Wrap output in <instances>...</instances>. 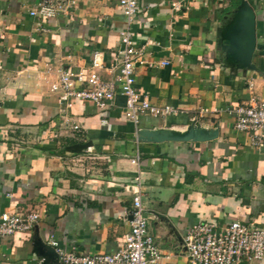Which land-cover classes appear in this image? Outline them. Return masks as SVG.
I'll list each match as a JSON object with an SVG mask.
<instances>
[{
  "label": "crops",
  "instance_id": "crops-1",
  "mask_svg": "<svg viewBox=\"0 0 264 264\" xmlns=\"http://www.w3.org/2000/svg\"><path fill=\"white\" fill-rule=\"evenodd\" d=\"M40 1L0 0V214L39 218L29 233L0 240V264H60L52 240L65 252H115L137 190L148 231L168 256L160 264H191L183 238L200 222L264 230V144L251 147L228 113L264 102V0H137L129 29L144 64L134 88L173 113L139 116L136 126L118 94L101 111L51 92L59 71L88 74L95 52L99 78H115L127 28L118 0L30 17ZM139 130L155 138L139 141Z\"/></svg>",
  "mask_w": 264,
  "mask_h": 264
},
{
  "label": "built area",
  "instance_id": "built-area-1",
  "mask_svg": "<svg viewBox=\"0 0 264 264\" xmlns=\"http://www.w3.org/2000/svg\"><path fill=\"white\" fill-rule=\"evenodd\" d=\"M80 0H42L36 4L29 16L49 19L59 13L75 8ZM229 3L231 0H221ZM118 8L123 15L127 28L120 33L119 65L117 75L112 81H103L95 70L102 68L101 56L95 52L91 56L88 74L79 72L58 73V79L51 85V92L60 95L59 101L71 100L92 103L104 111L112 103L115 95L124 98V118L136 126L142 115L160 117L173 113L165 107L152 105L135 88V67L143 65L142 52L135 48L130 24L138 10L137 0H118ZM173 10L179 11L178 4ZM234 118V128L246 133L249 144L259 148L264 144V102L251 100L228 110ZM138 154L134 162H138ZM130 230L124 236L119 248L111 254L84 255L74 251L65 252L58 248L55 241L50 242L60 264H160L168 256L155 245L148 231V219L141 202V192L133 195L130 210ZM38 215L35 212L0 214V240L15 234H27L33 230ZM185 254L191 264H241L260 261L264 258V230L253 225L232 222L219 226L214 222H200L191 227L183 238Z\"/></svg>",
  "mask_w": 264,
  "mask_h": 264
},
{
  "label": "water",
  "instance_id": "water-1",
  "mask_svg": "<svg viewBox=\"0 0 264 264\" xmlns=\"http://www.w3.org/2000/svg\"><path fill=\"white\" fill-rule=\"evenodd\" d=\"M246 10L244 11L245 15V32H246V37L244 38V43L247 45V51L249 56L253 52L254 49V14L251 9L248 7L245 8ZM249 60V59H248ZM155 137H152L151 134L145 131H137V140L139 141H150L154 139ZM56 255V254H55Z\"/></svg>",
  "mask_w": 264,
  "mask_h": 264
},
{
  "label": "trees",
  "instance_id": "trees-1",
  "mask_svg": "<svg viewBox=\"0 0 264 264\" xmlns=\"http://www.w3.org/2000/svg\"><path fill=\"white\" fill-rule=\"evenodd\" d=\"M73 151H75V152H78V151H79V149H78V148H74V149H73Z\"/></svg>",
  "mask_w": 264,
  "mask_h": 264
}]
</instances>
